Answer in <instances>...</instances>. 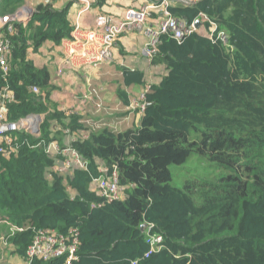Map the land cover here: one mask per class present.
Masks as SVG:
<instances>
[{
	"label": "trees",
	"instance_id": "16d2710c",
	"mask_svg": "<svg viewBox=\"0 0 264 264\" xmlns=\"http://www.w3.org/2000/svg\"><path fill=\"white\" fill-rule=\"evenodd\" d=\"M57 1L38 4L26 23L2 32L9 72L0 71V91L13 95L7 120L45 115L39 138L11 135L15 152L0 156V221L24 229L9 238L16 252L25 258L33 228L76 229L72 264H264V0L172 8L188 25L204 17L208 34L158 37L151 61L165 75L143 93L139 126L124 132L95 130L80 116L49 110V74L27 56L72 38L70 4L55 9ZM24 3L1 0L0 14L12 16ZM123 83L142 85L143 75L124 70ZM117 95L129 104L124 91ZM67 135L77 136L68 147L87 168L63 176L52 171L55 161L43 147L32 146L62 145ZM191 157L203 171L178 188L171 168ZM101 166L116 170L124 196L93 207L102 202L90 190ZM154 235L162 243L150 252Z\"/></svg>",
	"mask_w": 264,
	"mask_h": 264
},
{
	"label": "crops",
	"instance_id": "0c3cea01",
	"mask_svg": "<svg viewBox=\"0 0 264 264\" xmlns=\"http://www.w3.org/2000/svg\"><path fill=\"white\" fill-rule=\"evenodd\" d=\"M46 1L25 0V3H29L30 10H34L38 4ZM68 3L70 4L68 20L73 28L72 38L58 45L46 42L37 52L29 51L27 56L35 68L46 69L49 74L50 89L47 99L50 104L49 110L61 112L66 116L70 114L80 116L89 127L95 130L108 129L113 132H124L137 128L143 111L139 108L134 109L132 103L142 102L139 98L143 97L148 87L160 81L165 75V67L162 64H152L151 58L154 55L148 57L145 54L148 38L136 30L119 36L112 50L111 61L97 63L95 56L98 53L102 35L95 26V19L103 15L110 17L115 23L121 22L126 11L136 8L140 2L136 0H59L53 7L61 9ZM26 12L27 10L22 11L21 7L16 11V14L20 13L25 23ZM146 25L155 29V24L150 23L149 20ZM91 34H94L93 41L88 40ZM124 70L142 73L143 84L125 87ZM118 90L126 93L128 105H125L118 97ZM54 125H56L55 122H52V126ZM76 138V135H67L62 138L60 146L68 147L71 140ZM8 225L7 222L0 221V264H25L23 257L16 252L7 237Z\"/></svg>",
	"mask_w": 264,
	"mask_h": 264
},
{
	"label": "built area",
	"instance_id": "2783aa9c",
	"mask_svg": "<svg viewBox=\"0 0 264 264\" xmlns=\"http://www.w3.org/2000/svg\"><path fill=\"white\" fill-rule=\"evenodd\" d=\"M140 4L136 8L126 11L124 19L115 23L113 19L107 16L99 15L95 19V26L101 32L100 46L95 61L97 63L111 61L112 50L115 48L117 40L122 33L133 30L141 32L147 36L148 42L145 45V54L152 57L155 54V47L160 35H168L175 40H181L183 37L204 30L203 20L202 27L199 30L194 29L193 25H188L184 20L175 18L171 9L178 6H190L198 0H136ZM23 11V10H22ZM156 16V18H153ZM155 24V29L146 25L147 21ZM12 22H22L20 13L12 16H2L0 18V71L3 74L9 72L7 63V54L9 52V44L3 38L4 29L11 31ZM200 34V33H199ZM94 34L89 35L88 40L93 41ZM32 92L38 94V89L33 88ZM13 100L12 93L4 88L0 91V156L8 158L15 152L14 141L11 135L20 132H26L34 137L36 126L40 127L41 123L36 122L35 125L31 121L35 120L31 116H27L17 122H9L7 120V103ZM143 102V97H142ZM141 102L140 110L143 111L144 105ZM86 137V136H85ZM34 148L43 147L44 152L55 161L52 171L63 176H68L73 170H85L87 162L73 149L69 147H60L56 142L45 144L43 141L32 146ZM100 175L93 179L90 183V190L102 200L101 203L93 205L100 207L105 202L119 201L123 199V189L119 186V180L116 170L108 172L106 168L99 169ZM9 226L7 237H12L15 233L24 229ZM150 245V252L158 250L162 243V237L158 235L150 236L147 240ZM79 246L78 231L76 229L69 230L66 234L54 230L32 229V237L25 252V264H31L34 260L48 262L56 259H63L64 264H72L77 260V251Z\"/></svg>",
	"mask_w": 264,
	"mask_h": 264
},
{
	"label": "rangeland",
	"instance_id": "374dc122",
	"mask_svg": "<svg viewBox=\"0 0 264 264\" xmlns=\"http://www.w3.org/2000/svg\"><path fill=\"white\" fill-rule=\"evenodd\" d=\"M30 6L31 5L29 3L28 4L24 3L21 6V8L22 7H26L28 9H31ZM199 33L201 35H207L208 31H206L204 29V30H201ZM141 99L142 98L140 97L139 100H141ZM140 105H141V103H139L138 101H135L134 103H132V106H133L134 109L139 108V110H140ZM40 116L44 117L45 115L41 114ZM36 122L37 121L34 120L32 125H35ZM39 130H40V127H39ZM202 171H203V169L200 166V164L198 163V161L194 157H191L189 159L188 163L186 165H184L183 167H172L171 168V173L173 175V183H174V185L176 187L180 188L182 186V183H183L184 180L193 178V176L194 177H198V176H195V175L201 173Z\"/></svg>",
	"mask_w": 264,
	"mask_h": 264
},
{
	"label": "water",
	"instance_id": "95a60500",
	"mask_svg": "<svg viewBox=\"0 0 264 264\" xmlns=\"http://www.w3.org/2000/svg\"><path fill=\"white\" fill-rule=\"evenodd\" d=\"M22 10L23 11L27 10V12H26L27 13L26 22H27L30 19V17L32 16L34 10L27 9L26 7H22ZM201 27H202L201 22L197 20L194 23V29L195 30H199ZM29 116H31V118H34L38 123H42V121H43V117H41L40 115H29ZM34 133L35 134H39V127L38 126H36V128L34 130ZM145 227H146V225H142L141 226V231H143L145 229Z\"/></svg>",
	"mask_w": 264,
	"mask_h": 264
},
{
	"label": "bare ground",
	"instance_id": "6f19581e",
	"mask_svg": "<svg viewBox=\"0 0 264 264\" xmlns=\"http://www.w3.org/2000/svg\"><path fill=\"white\" fill-rule=\"evenodd\" d=\"M7 32H8V31H7ZM3 37H4V36H3ZM33 121H34V120H33ZM33 121H32V123H33ZM38 138H39V137H38ZM35 139H37V138H35ZM38 141H39V140H38ZM38 141H37V142H38ZM15 144H16V143H15ZM35 144H36V143H35ZM58 145L60 146V144H58ZM60 147H61V146H60Z\"/></svg>",
	"mask_w": 264,
	"mask_h": 264
}]
</instances>
